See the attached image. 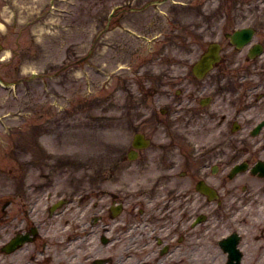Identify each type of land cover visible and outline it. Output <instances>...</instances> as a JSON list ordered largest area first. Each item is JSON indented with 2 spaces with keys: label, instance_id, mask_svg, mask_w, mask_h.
<instances>
[{
  "label": "flooded vegetation",
  "instance_id": "obj_1",
  "mask_svg": "<svg viewBox=\"0 0 264 264\" xmlns=\"http://www.w3.org/2000/svg\"><path fill=\"white\" fill-rule=\"evenodd\" d=\"M113 17L117 23L124 18L119 5ZM194 25L212 32L210 19ZM242 28L253 30L242 45V63L227 38L204 85L191 89L198 81L190 69L179 73L168 57L157 78L159 89L154 79L147 80L162 92L165 106H144L134 115L136 126L124 142L115 141L114 162L100 164L95 188L53 196L52 202L65 201L62 219L52 213L50 195L41 206L38 184L3 200L0 264H11V255L1 251L14 238L25 240L16 252L38 254L45 243L39 241L40 216L43 225L61 227L67 239L80 242L69 253L79 252L78 264H264V212L255 210L257 201L243 211L247 201L235 193L239 188L242 193V173L235 182L228 177L234 164L245 161L252 167L264 161V0H242ZM160 37L164 50L178 38ZM240 118L239 130H232ZM198 129L206 131L201 146L194 141ZM131 153L133 161L127 157ZM200 185L215 199L200 192Z\"/></svg>",
  "mask_w": 264,
  "mask_h": 264
},
{
  "label": "rangeland",
  "instance_id": "obj_2",
  "mask_svg": "<svg viewBox=\"0 0 264 264\" xmlns=\"http://www.w3.org/2000/svg\"><path fill=\"white\" fill-rule=\"evenodd\" d=\"M149 1L0 0V79L22 80L0 85V203L26 183L41 184V195L60 196L69 185L96 178L97 163L109 161L114 141L141 112V94H153L142 83L146 70L157 78L162 67L150 62L161 47L152 35L172 34L175 25L182 34L210 19L221 42L224 32L242 26V0H173L186 5L128 10ZM114 3L124 4L121 28L112 19L100 35ZM201 35L198 42L182 35L181 72L211 40ZM242 181L264 196V181L261 189L257 179Z\"/></svg>",
  "mask_w": 264,
  "mask_h": 264
},
{
  "label": "water",
  "instance_id": "obj_3",
  "mask_svg": "<svg viewBox=\"0 0 264 264\" xmlns=\"http://www.w3.org/2000/svg\"><path fill=\"white\" fill-rule=\"evenodd\" d=\"M238 34H240V33H236V35H238ZM240 35H242V33Z\"/></svg>",
  "mask_w": 264,
  "mask_h": 264
}]
</instances>
